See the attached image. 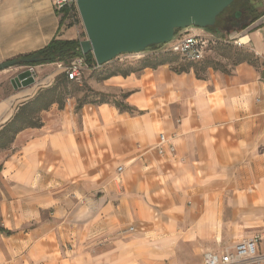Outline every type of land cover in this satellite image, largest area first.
<instances>
[{
    "label": "crops",
    "instance_id": "0c3cea01",
    "mask_svg": "<svg viewBox=\"0 0 264 264\" xmlns=\"http://www.w3.org/2000/svg\"><path fill=\"white\" fill-rule=\"evenodd\" d=\"M60 16L53 0H0V63L84 41ZM228 35L264 61V15ZM60 65L29 66L35 83L17 90L25 68L0 71V126ZM91 86L128 94L134 113L53 105L0 152V264H202L256 236L264 256V73L243 63L197 79L163 65Z\"/></svg>",
    "mask_w": 264,
    "mask_h": 264
},
{
    "label": "water",
    "instance_id": "95a60500",
    "mask_svg": "<svg viewBox=\"0 0 264 264\" xmlns=\"http://www.w3.org/2000/svg\"><path fill=\"white\" fill-rule=\"evenodd\" d=\"M234 0H76L86 39L79 42L82 55L91 54L101 67L121 55L140 54L170 43L177 31L190 27L212 28L216 18ZM42 61L41 56L0 63V71ZM10 84L14 90L35 83L29 66Z\"/></svg>",
    "mask_w": 264,
    "mask_h": 264
},
{
    "label": "trees",
    "instance_id": "16d2710c",
    "mask_svg": "<svg viewBox=\"0 0 264 264\" xmlns=\"http://www.w3.org/2000/svg\"><path fill=\"white\" fill-rule=\"evenodd\" d=\"M246 2L248 3V5L247 7H244L245 8L244 11L247 15L248 22L244 25H241L239 30H243L244 28L255 22L257 19H259L262 15H264V10L261 12L260 11L256 12L255 6H253L254 1L247 0ZM224 12L225 10L221 14H223ZM219 16L216 18V20L219 18ZM66 18H67V12L64 11L61 13L59 24H62ZM159 47L160 46H158L157 48ZM152 48L153 47L147 49L146 51L151 50ZM163 54L164 56L158 58L144 59L140 61L138 68L135 70L126 69L122 71H112L100 77L99 80L100 82L105 81L111 77L118 75L122 77H127L132 73H139L147 68L156 69L163 65H168L170 69L177 74L188 73L192 71L197 79L205 78L203 73L208 68H212L213 71H217L216 68L217 65L212 64L211 62H205L202 64H200V62H196V63L186 62L177 55L170 53H163ZM35 56H41L42 61L34 64L19 63L18 66H37V65L52 64V63H62L63 65L64 63H66L67 65L79 57L84 58L89 66L94 63V59L90 53L87 55L81 54V51L79 49V41H75V40L60 41L53 39L43 49L25 56H19L15 60L20 62L24 59H28ZM232 59L234 62V66L243 63L251 65L255 61V59H253L252 56L249 55L248 53L235 54V56ZM176 61H179V63L173 66V64ZM104 66L105 65H103L102 68ZM220 71L225 74H230L229 71L223 69H221ZM68 83H72V82L67 80L64 73L59 74L55 77V81L51 86L39 89L31 99L27 100L26 102L22 103L17 107L13 115L0 126V152L8 149L11 146V144L14 142L17 134H19L23 130L41 128L42 122H41L40 114L42 112L47 111L53 105H56L59 110H62L64 108L65 106L64 97L67 95L65 90ZM89 92L94 97L98 96V99H94L87 102L85 100L79 101L78 99L75 102L76 111L80 110L83 106L86 105L109 104L115 107L120 112H128L131 114L134 113V111L124 103V101L128 97V94L123 93L115 96V95L103 94L100 92L93 93L91 90Z\"/></svg>",
    "mask_w": 264,
    "mask_h": 264
},
{
    "label": "rangeland",
    "instance_id": "374dc122",
    "mask_svg": "<svg viewBox=\"0 0 264 264\" xmlns=\"http://www.w3.org/2000/svg\"><path fill=\"white\" fill-rule=\"evenodd\" d=\"M247 0H234L233 5L230 8H227L223 14H221L218 18V24H215L211 29H199L196 27H190L186 31H195V32H201L204 37L215 39L214 37L210 36L211 31L217 32V25L219 27H223V35H221L220 41H211L208 50L204 56V59L200 61V64L205 62H211L212 64H216L217 71L215 72H221L220 70H226L231 72L236 66H234L233 57L235 54L238 53H248L252 56L253 59H255L254 63L251 64L255 70L258 72L264 73V61L259 60L257 56L247 47L239 46L235 44L237 42V39L234 38L233 40H230L228 34L231 31L239 30L241 25H244L248 22L247 15L244 11V7H247L248 3ZM249 1V0H248ZM254 1L253 6H255L256 12L263 11L264 10V0H250ZM68 23L70 25L75 26V30L80 33V38L86 39V34L82 25V22L80 20V17L77 12V16L72 19H68ZM235 37V35H232ZM164 56V54L160 51L159 48L153 47L151 50L145 51L140 54H132V55H121L118 58L112 60L108 64H105V66L102 68L99 67L98 69L91 70L87 69L84 70L80 79L78 81H73L72 83H68L65 92L67 95L64 97V105H66L69 101L76 102L78 99L79 101L85 100L91 101L94 99H98V96L94 97L89 91L91 90L93 93H97L99 91L95 90L91 86V81H95L96 83L100 82V77H102L105 74H108L112 71H122V70H135L139 66V62L144 59H154ZM179 61H176L174 65H177ZM62 64V63H61ZM66 66V63H64ZM17 67L25 68L24 66H14L9 69ZM21 69V70H22ZM57 69L60 71V74H62V70L57 67ZM25 70V69H24ZM209 70H212V68H208L205 70L203 75L205 76ZM23 71V70H22ZM213 71V70H212ZM55 81V79H54ZM52 82V84L54 83ZM51 84V85H52ZM50 85V86H51ZM49 87V86H48ZM102 93V92H100ZM106 94V93H103ZM111 95V94H108ZM118 94H115V96ZM260 264H264V262H261Z\"/></svg>",
    "mask_w": 264,
    "mask_h": 264
},
{
    "label": "built area",
    "instance_id": "2783aa9c",
    "mask_svg": "<svg viewBox=\"0 0 264 264\" xmlns=\"http://www.w3.org/2000/svg\"><path fill=\"white\" fill-rule=\"evenodd\" d=\"M53 7L59 14L66 11L69 18L74 19L77 16L76 0H53ZM184 31L186 30L177 31L170 43L159 47L160 51L177 55L186 62L196 63L202 61L210 42L215 39L204 37L201 35L202 33L199 35L177 34ZM59 68L67 80L73 82L80 79L84 70H95L99 67L95 61L89 66L84 58L79 57L66 66L61 64ZM158 139L160 144H164L167 141L164 134H159ZM168 150L170 153H174L172 146H169ZM158 153L163 154V150L159 148ZM117 172L121 173L122 168L118 167ZM129 230L133 231V229ZM259 241V237L256 236L249 240H242L231 248L224 249L220 254L205 253L203 254L202 264H260L264 262V256L259 253Z\"/></svg>",
    "mask_w": 264,
    "mask_h": 264
},
{
    "label": "bare ground",
    "instance_id": "6f19581e",
    "mask_svg": "<svg viewBox=\"0 0 264 264\" xmlns=\"http://www.w3.org/2000/svg\"><path fill=\"white\" fill-rule=\"evenodd\" d=\"M238 44H244L245 43V40H244V38H242V39H240V40H238V42H237Z\"/></svg>",
    "mask_w": 264,
    "mask_h": 264
}]
</instances>
